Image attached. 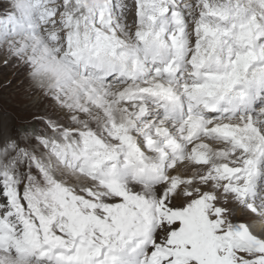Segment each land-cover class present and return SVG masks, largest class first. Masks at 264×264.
Returning a JSON list of instances; mask_svg holds the SVG:
<instances>
[{
  "label": "snow or ice",
  "instance_id": "obj_1",
  "mask_svg": "<svg viewBox=\"0 0 264 264\" xmlns=\"http://www.w3.org/2000/svg\"><path fill=\"white\" fill-rule=\"evenodd\" d=\"M0 62V264H264V0H0Z\"/></svg>",
  "mask_w": 264,
  "mask_h": 264
},
{
  "label": "rangeland",
  "instance_id": "obj_2",
  "mask_svg": "<svg viewBox=\"0 0 264 264\" xmlns=\"http://www.w3.org/2000/svg\"><path fill=\"white\" fill-rule=\"evenodd\" d=\"M22 81L23 77L17 68L11 65L5 66L0 62V121H14L17 125L22 122L35 123L30 113L18 112L17 96Z\"/></svg>",
  "mask_w": 264,
  "mask_h": 264
}]
</instances>
